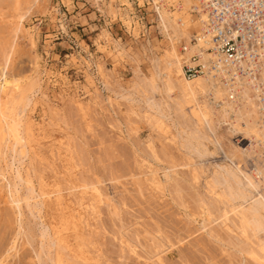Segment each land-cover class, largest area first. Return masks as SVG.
<instances>
[{
    "label": "rangeland",
    "instance_id": "1",
    "mask_svg": "<svg viewBox=\"0 0 264 264\" xmlns=\"http://www.w3.org/2000/svg\"><path fill=\"white\" fill-rule=\"evenodd\" d=\"M176 11L188 26L196 20L193 14L189 20V13ZM16 13L24 18L15 40L11 29ZM155 24L152 8L142 6L141 0H0V45L8 40L13 43L7 74L30 88L24 114L32 122L33 133L24 156L6 146L0 149V264H52L57 252L69 264L264 263L247 251L254 246L255 233L250 228L243 233L229 221L235 217L228 206L234 201L224 193L227 183L215 182L216 196L206 187L216 177L217 165L246 168L248 155L240 149L245 141L228 119L226 123L218 116L213 132L221 148L215 149L204 138L190 137L193 129L203 131L204 125L172 111L174 93L163 88L161 71L158 77L154 74L156 60L170 44ZM179 40L186 41L184 37ZM178 45L174 42L176 52ZM152 78L156 79L154 88L150 87ZM154 117L163 121L158 130ZM192 140L206 145L212 154L198 156L195 147L201 150L202 146L193 147ZM15 166L23 172L20 181ZM23 176L32 183L33 194L40 189L49 193L43 202L38 196L36 201L28 198L31 206L23 200L29 195ZM152 176L162 184L155 186ZM57 193L60 202L55 200ZM261 230L256 235L263 239ZM59 234L60 243L51 239ZM246 234L251 235L248 240Z\"/></svg>",
    "mask_w": 264,
    "mask_h": 264
},
{
    "label": "bare ground",
    "instance_id": "2",
    "mask_svg": "<svg viewBox=\"0 0 264 264\" xmlns=\"http://www.w3.org/2000/svg\"><path fill=\"white\" fill-rule=\"evenodd\" d=\"M24 1V0H23ZM33 3H36V1L39 0H32ZM190 1L188 0H182L181 3L179 4V6L176 9H169L168 7L162 6V7H157L155 10H153L154 12V20H155V26L159 29L160 32L163 33V36L167 37L169 39L170 44L168 45V47L164 48L161 52V56L155 57L156 62L155 64L154 59H153V64L155 65L154 68V74L155 76L158 77V73L160 72L162 75L160 80L162 81V86L165 89L166 92H171L174 93V97H173V103H175L174 105V109L173 110H178L182 115H186V117H190L191 119H193L194 124L198 125V123L203 124L204 125V130L201 131L198 128H195L192 130V134L196 133L198 134V132H201V134L199 136H194L192 134H190V137L192 138H196V140L200 137V138H204L206 139L208 142H211L214 145V148L217 149L221 148V144L220 141L218 139L217 136H215V133L213 132V128L215 126V122H214V118L217 117V119H222L223 121L226 122V119H228V124H230L236 131L239 132V134H241V140L245 141V147L244 148H240L241 150L244 151V153L246 154V156L248 155V162L245 164L246 168L245 169H241L237 164H233V167H228L225 165H217L218 167V171L217 169L214 171V173H216V177H212V184H208L207 183V190L210 191L212 194H214V184L216 183H221L226 182L227 184V191L225 190V195L228 197V199H230L233 203L228 204L229 206V212H231L234 215V219L229 220L234 226L240 227L242 229V232L246 233V229L250 228L251 231H253L255 234H253L254 236V240H251V244L254 246L249 247V249L247 250L249 253L256 255V257H260L264 260V238L260 239V237H258L256 235V232H258L259 230H261L260 232L263 231L264 229V168L263 166H261L260 164V158H259V154L257 151V140L260 138L261 136V132L260 129L258 127V113H257V107H256V103L254 101V97L252 96L251 90L249 88V86L247 84H241L237 91V97L235 98L236 100H230L227 98L226 93L227 90L226 88L216 79L211 77L210 75H204V76H200V77H196L195 79H185L182 74H181V69H180V59H179V55L178 52H176L175 48H174V42H178L179 39L181 38H185L186 42H188L189 37L191 36V29L197 25V20L198 18L196 17V15L194 13L191 12V6H190ZM176 10H180V12H184V13H189V17L193 14L196 17L195 21H192V25L188 26L186 25L185 21L183 18H180L177 14ZM2 15V14H1ZM5 16V15H4ZM14 17L16 18L15 22L12 24V29L13 33L11 35H13L12 39H15V36H18L19 31L21 30V25H22V20H23V14H15ZM189 20H191V17L189 18ZM190 24V21H188ZM9 23V22H8ZM8 26V25H7ZM0 29H2L0 27ZM24 29V28H23ZM6 32V31H5ZM9 32L11 33V31L9 30ZM1 34V33H0ZM5 35V34H4ZM7 35V34H6ZM3 38V37H2ZM5 40V39H4ZM114 40V39H113ZM175 40V41H174ZM2 41V40H1ZM116 41V40H115ZM147 41V40H146ZM12 41L8 40L5 41L4 43L2 42V44L0 45V149L3 146L5 148H9L13 149L15 152H17L20 156H24L29 148L31 147L29 144V140L30 137L32 136V122L29 119V117L25 116L24 114V107H26V105L28 104V102L30 101L27 98V90L29 91V89L24 86V84L21 82L20 78L12 76L10 74H7V67L9 64V60L10 57L13 53L10 54V48L13 45V43H11ZM15 42V41H14ZM119 42V41H118ZM117 42V43H118ZM172 43V44H171ZM16 44V43H15ZM115 44V43H114ZM122 44V43H121ZM121 46V45H120ZM207 47L206 43H202V42H197L196 44H192L190 45V51H194L196 49H199L201 52L204 51V49ZM149 48V47H148ZM147 48V49H148ZM116 49V48H115ZM146 49V50H147ZM12 52V51H11ZM119 52V51H118ZM147 52V51H145ZM151 52V51H150ZM149 52V53H150ZM204 55L208 56V54H206V52H203ZM122 54V52H121ZM147 57V56H146ZM35 63V61H34ZM33 63V64H34ZM36 65V63L34 64V66ZM32 65V67H34ZM153 67V66H152ZM36 68H38L36 66ZM35 68V69H36ZM136 68V67H135ZM32 70V69H31ZM132 70V69H131ZM38 71V69H37ZM32 72V71H31ZM40 72V71H39ZM39 72H37L39 74ZM137 72V71H136ZM35 73V72H34ZM107 74V73H106ZM136 74V73H135ZM143 75V73H142ZM145 77V75H143ZM147 77V76H146ZM23 78V77H22ZM39 78V77H38ZM155 78V77H154ZM154 78L151 79L150 82V87L154 88L155 87V80ZM144 79V78H143ZM35 80V79H34ZM149 80V79H147ZM141 81V80H140ZM34 83V81H32ZM106 82V81H105ZM136 82V81H135ZM144 82V81H143ZM103 83V82H102ZM132 83V82H131ZM134 83V82H133ZM139 83V82H138ZM145 83V82H144ZM157 83V82H156ZM32 83H28V86H30ZM36 84V82L34 83ZM104 84V83H103ZM102 84V85H103ZM120 84V83H119ZM110 85V84H109ZM131 85V84H130ZM159 86V85H158ZM32 87V85H31ZM36 87V86H35ZM108 87V86H107ZM146 87V86H145ZM127 88V87H126ZM132 88H134V86H132ZM131 88V89H132ZM136 88V87H135ZM159 88V87H158ZM161 88V87H160ZM34 89V88H33ZM121 89V88H120ZM137 89V88H136ZM150 89V88H149ZM162 89V88H161ZM32 90V89H31ZM30 90V91H31ZM154 90V89H153ZM157 90V89H156ZM163 90V89H162ZM42 91V90H40ZM120 91V90H119ZM139 91V90H138ZM144 91V90H143ZM149 91V90H148ZM32 92V91H31ZM43 92V91H42ZM124 92V91H123ZM137 92V91H136ZM135 92V93H136ZM151 92V91H150ZM153 92V91H152ZM164 92V91H163ZM126 93V92H124ZM129 93V92H128ZM131 93V92H130ZM134 93V92H133ZM142 93V92H141ZM145 93V92H144ZM149 94V93H148ZM152 94V93H151ZM164 94V93H163ZM170 94V93H168ZM35 95V94H34ZM42 95V93H41ZM96 95V94H95ZM128 95V94H127ZM141 95V94H140ZM145 95V94H144ZM123 96V95H122ZM167 96V94H166ZM41 97V96H40ZM108 97V96H107ZM119 97V96H118ZM117 97V98H118ZM151 97V96H150ZM116 98V99H117ZM123 98V97H122ZM145 98V97H144ZM167 98V97H166ZM108 99V98H107ZM114 99V100H116ZM147 100V98H145ZM155 99V98H154ZM160 99V98H158ZM33 100V99H32ZM47 100V99H46ZM109 100V99H108ZM129 100V99H128ZM127 100V101H128ZM143 100V101H146ZM152 100V99H151ZM162 100V99H161ZM131 99L128 101L130 102ZM138 101V100H137ZM44 102V101H43ZM135 102V101H134ZM149 102L151 103V101L149 100ZM161 102V101H160ZM163 102V101H162ZM166 102V101H165ZM157 103V102H155ZM30 104V103H29ZM32 104V103H31ZM30 104V105H31ZM44 104V103H43ZM51 104V103H50ZM119 104V103H118ZM131 104V103H130ZM148 104V103H147ZM152 104V103H151ZM154 104V103H153ZM152 104V105H153ZM160 104V103H159ZM168 104V103H167ZM34 105V104H33ZM151 105V107H153ZM157 105V104H156ZM161 105V104H160ZM163 105V104H162ZM29 106V105H28ZM42 106V105H41ZM131 106V105H130ZM150 106V105H149ZM166 106V105H165ZM164 106V107H165ZM170 106V105H169ZM172 106V105H171ZM32 107V105H31ZM143 107V106H142ZM155 107V106H154ZM153 107V108H154ZM163 107V106H162ZM161 107V108H162ZM30 108V107H29ZM132 108V106H131ZM141 108V107H140ZM156 108V107H155ZM154 108V109H155ZM160 108V107H159ZM160 108V109H161ZM167 108V107H166ZM28 109V108H27ZM145 109V108H144ZM147 109V108H146ZM153 109V110H154ZM169 109V108H168ZM187 109V110H186ZM31 110V109H30ZM163 110V109H162ZM170 110V109H169ZM27 111V110H26ZM29 111V110H28ZM139 111V110H138ZM152 111V110H151ZM150 111V112H151ZM155 111V110H154ZM157 111V110H156ZM160 111V110H159ZM171 111V110H170ZM153 112V111H152ZM30 113V112H29ZM129 113V112H128ZM133 113V112H131ZM138 113V112H137ZM141 113V112H140ZM143 113V112H142ZM141 113V114H142ZM157 113V112H156ZM177 113V112H175ZM164 116V113H161ZM169 114V113H168ZM179 114V113H178ZM129 115V114H128ZM149 115V114H148ZM151 115V114H150ZM143 116V115H142ZM152 116V115H151ZM169 116V115H168ZM180 116V117H181ZM126 117V114H125ZM174 117V116H172ZM171 117V118H172ZM143 118V117H142ZM150 118V117H148ZM185 118V117H184ZM128 119V118H127ZM145 119V118H144ZM155 122H157V130L159 125H163V121L159 118H155ZM181 119V118H180ZM183 119V117H182ZM146 120V119H145ZM167 120V118L165 119ZM164 120V121H165ZM170 120V118H169ZM179 120V118H178ZM188 120V118H187ZM185 121V120H183ZM219 121V120H218ZM222 123H225L223 122ZM178 122V121H177ZM35 123V122H34ZM190 123V122H189ZM221 123V122H220ZM221 123V124H222ZM227 123V122H226ZM62 124V123H61ZM169 124V123H168ZM180 124V122H179ZM187 124V123H184ZM220 124V125H221ZM166 125V124H164ZM172 125V124H171ZM170 125V126H171ZM154 126V125H153ZM183 126V125H181ZM201 126V125H200ZM208 128V131H206L205 129ZM222 126V125H221ZM230 126V128H231ZM87 127V126H86ZM188 127V126H187ZM192 127V126H191ZM203 127V126H202ZM129 128V127H128ZM193 128V127H192ZM156 129V128H155ZM169 129V127H168ZM189 128H187V131ZM181 130V129H180ZM172 132V131H171ZM181 132V131H180ZM209 132V133H208ZM190 133V132H189ZM211 133V134H210ZM57 134V133H56ZM136 134V133H135ZM173 134V133H172ZM187 134V133H185ZM159 135V134H158ZM66 137V134L64 135ZM189 136V135H188ZM187 137V136H186ZM68 139V138H67ZM173 140V139H172ZM188 140V139H187ZM191 140V139H190ZM194 140V139H193ZM192 140V143H193ZM48 141V140H46ZM167 141V140H166ZM195 141V140H194ZM149 142V141H148ZM152 142V141H151ZM185 142V141H184ZM196 142V141H195ZM173 143V142H172ZM186 143V142H185ZM198 144H200L202 146L201 150L196 148V152L198 154V156H202L204 153H211L210 150L207 149L206 145L202 144L201 142H197ZM181 144V143H180ZM189 144V143H187ZM191 144V143H190ZM193 143V147H194ZM195 144V145H198ZM149 145V144H148ZM147 145V146H148ZM132 146V145H131ZM150 146V145H149ZM189 147L191 145H188ZM199 146V145H198ZM217 146V147H216ZM244 146V145H243ZM192 147V146H191ZM212 147V145H211ZM151 148V147H150ZM148 148V149H150ZM154 149V147H153ZM186 149H188L186 147ZM191 149V148H190ZM2 150V149H1ZM194 150V148H193ZM192 150V151H193ZM213 150V149H212ZM219 150V149H218ZM13 151V152H14ZM152 151V150H151ZM154 151V150H153ZM152 151V152H153ZM189 151V150H188ZM195 151V150H194ZM193 151V152H194ZM12 152V153H13ZM191 152V151H190ZM217 152V151H216ZM8 153V152H7ZM11 153V152H10ZM12 153H11V158L12 157ZM16 153V154H17ZM14 154V155H16ZM17 154V155H18ZM73 154V153H72ZM196 154V155H197ZM8 155V154H6ZM18 155V156H19ZM154 155V154H152ZM156 155V154H155ZM154 155V157H155ZM184 155V154H183ZM195 155V154H194ZM226 155V154H225ZM2 156V155H1ZM19 156V158H20ZM28 156V154H27ZM30 156V155H29ZM197 156V157H198ZM205 156V155H204ZM4 157V156H3ZM8 157V156H7ZM70 157V156H69ZM181 157V156H180ZM188 157V156H187ZM226 157L232 159V155H226ZM16 158V156H15ZM31 158V157H30ZM29 158V159H30ZM8 159V158H7ZM22 159V158H21ZM74 159V158H73ZM182 159V158H181ZM191 160H194L192 158H190ZM17 160V159H16ZM186 160V159H185ZM196 160V159H195ZM222 160V159H221ZM19 163L21 162L20 160ZM14 161V162H17ZM145 161V160H144ZM200 161V160H199ZM7 162V161H6ZM169 162V161H168ZM186 162V161H185ZM5 163V162H4ZM18 163V162H17ZM148 163V162H145ZM210 163V161L208 162ZM214 163V162H213ZM8 164V163H6ZM6 164L5 167L7 166ZM23 164V163H22ZM33 164V163H32ZM139 164V163H138ZM179 164V163H178ZM221 164V163H219ZM232 164V163H231ZM3 165V166H4ZM9 165H11V162L9 163ZM18 165V164H17ZM21 165V164H20ZM24 165V164H23ZM60 165V164H59ZM78 165V164H77ZM210 164H208L209 166ZM214 165V164H213ZM216 165V164H215ZM31 166V165H30ZM75 166V165H74ZM152 165H150L151 167ZM180 166V165H179ZM23 167V166H22ZM154 167V166H153ZM198 167V166H197ZM10 168V167H9ZM12 168V167H11ZM15 176L17 177L16 179H22L21 177V173L19 172L17 166H15ZM152 168V167H151ZM7 169V168H5ZM23 169H26L25 166L23 167ZM148 169V168H147ZM159 169V168H158ZM157 169V170H158ZM208 169V168H207ZM30 170V169H29ZM151 170V169H149ZM200 170V169H199ZM212 170V168H211ZM210 170V171H211ZM5 171V170H4ZM23 171V170H21ZM165 171V169H164ZM167 171V170H166ZM165 171V172H166ZM202 171V170H201ZM144 172V171H143ZM160 172V171H159ZM163 172V170H162ZM203 172V171H202ZM1 173V172H0ZM153 173V172H152ZM157 173V172H156ZM3 174V173H2ZM12 174V173H11ZM149 174V172H148ZM163 174V173H162ZM168 174V173H167ZM201 174V172L199 173ZM4 175V174H3ZM14 175V174H13ZM50 175V174H49ZM147 175V174H146ZM151 175V173H150ZM154 175V174H153ZM214 175V174H211ZM2 177V175H0ZM168 176V175H167ZM203 177V175H200ZM0 177V178H1ZM14 177V176H13ZM37 177V176H36ZM159 177V176H158ZM194 177V176H193ZM192 177V178H193ZM19 178V179H18ZM23 180L25 182V184L27 185V189L29 190V195L28 197H24L23 200H25V202L27 204H29L31 206V204L28 201V198H34V201H36L37 196L41 199V202L44 201V197L48 196L49 193L43 191L42 189H40L37 193L33 194V185L30 182V180L28 178H26V176H23ZM152 178L151 181L155 182V186H160L161 181L158 179H156L154 176L150 177ZM200 178V177H199ZM206 178V177H205ZM2 179V178H1ZM142 179H144V177H142ZM207 179V178H206ZM220 179L222 181H220ZM145 180V179H144ZM148 179V181H150ZM195 180V179H194ZM210 180V179H209ZM208 180V181H209ZM20 181V180H19ZM37 181V180H36ZM94 181V180H93ZM145 182V181H144ZM174 182V181H173ZM194 182V181H193ZM19 183V182H18ZM149 183V182H148ZM165 183V182H163ZM24 184V183H23ZM87 184V183H86ZM152 184V183H151ZM150 184V185H151ZM162 184V183H161ZM176 184V183H175ZM205 184V183H204ZM225 184V183H223ZM149 185V186H150ZM194 185V184H193ZM84 186V185H82ZM154 186V187H155ZM220 187V186H219ZM38 188V187H37ZM98 188V187H97ZM162 188V187H161ZM10 189V188H9ZM26 189V190H27ZM138 189V187H137ZM196 189V188H195ZM94 190L96 191V195L95 198L99 199V192L97 191L96 188H94ZM100 190V189H99ZM139 190V189H138ZM154 190V189H153ZM28 192V191H27ZM26 192V193H27ZM72 192V191H70ZM219 192V191H218ZM25 193V194H26ZM65 193V191H64ZM75 193V192H74ZM101 193V192H100ZM58 194V193H57ZM55 196V200L57 202H60L61 196L58 194ZM66 194V193H65ZM86 194V193H85ZM197 193H195L196 195ZM10 195V194H9ZM36 196V197H34ZM75 196V195H74ZM78 196V194H77ZM80 196V195H79ZM102 196V195H101ZM198 196V195H197ZM216 196V193H215ZM218 196H220L218 194ZM196 197V196H195ZM202 197V196H201ZM48 198V197H47ZM76 198V197H75ZM213 198V197H212ZM72 199V198H71ZM92 199V198H91ZM91 199H88L91 200ZM13 200V199H12ZM11 200V201H12ZM22 200V201H23ZM74 200V199H73ZM72 200V201H73ZM77 200V199H76ZM94 200V199H93ZM33 201V202H34ZM79 201V200H78ZM81 201V200H80ZM197 201V199H196ZM24 202V201H23ZM38 202V201H37ZM90 202V201H89ZM214 202V201H213ZM221 202V201H220ZM35 203V202H34ZM74 203V202H73ZM72 203V204H73ZM93 202L91 201L90 203H88L87 205L90 207V205ZM103 203V202H102ZM198 203V202H197ZM86 204V203H85ZM181 204V203H180ZM216 204V203H215ZM37 205V204H35ZM200 205V204H199ZM218 205V204H216ZM222 205V203H221ZM41 206V203H40ZM77 206V205H76ZM82 206V205H81ZM87 206V207H88ZM204 206V205H202ZM201 206V207H202ZM227 206V205H226ZM206 207V206H204ZM33 208V206H32ZM31 208V209H32ZM72 208V207H71ZM28 209V208H27ZM34 209V208H33ZM91 209H93L92 205H91ZM116 209V208H115ZM201 209V208H200ZM208 209V208H207ZM183 210V209H182ZM222 210V209H221ZM92 211V210H91ZM99 211V210H98ZM116 211V210H115ZM203 211V210H202ZM210 211V210H209ZM40 212V211H39ZM217 212V211H216ZM32 213V212H31ZM87 214V211L84 212V214ZM215 213V212H214ZM222 213V212H221ZM38 214V213H37ZM93 215V212L90 213V215ZM96 214V213H95ZM218 214V212H217ZM223 215H225V217L227 218V211L223 210ZM75 215V214H74ZM37 216V215H36ZM94 216V215H93ZM101 216V214H100ZM98 216V218L100 217ZM225 217H223L222 219H224ZM43 218V217H42ZM88 218V217H87ZM96 218V217H95ZM225 218V219H226ZM230 218V217H229ZM94 219V217H93ZM101 219V218H100ZM99 219V221H100ZM196 219V218H195ZM224 219V221H225ZM228 219V218H227ZM205 220V219H204ZM236 220V221H234ZM82 221V220H80ZM93 221V220H92ZM95 221V220H94ZM90 222V221H89ZM40 223V222H39ZM98 223V221H97ZM96 223V224H97ZM88 224V223H87ZM44 225V224H43ZM90 225V224H89ZM88 225V226H89ZM223 225V224H222ZM221 225V226H222ZM27 227V226H26ZM45 227V226H44ZM92 227V226H91ZM205 228V227H204ZM208 228V227H207ZM230 228V227H229ZM48 229V228H47ZM45 229V230H47ZM88 229V228H87ZM99 229V227H98ZM249 229V230H250ZM85 230V229H84ZM93 230V229H92ZM205 230V229H204ZM207 230V229H206ZM247 230V231H249ZM29 231V229H28ZM86 231V230H85ZM91 231V230H90ZM88 231V233L90 232ZM43 232V231H42ZM46 232V231H45ZM84 232V231H83ZM87 232V231H86ZM97 232H99L97 230ZM211 232H213L211 230ZM231 232V231H229ZM237 232V231H236ZM92 233V232H91ZM101 233V232H100ZM104 233V232H103ZM158 233V232H157ZM156 233V234H157ZM43 233H40V235ZM54 234V231H53ZM86 234V233H85ZM154 234V232H153ZM152 232L150 235H153ZM29 235V234H28ZM47 235V234H46ZM87 235V234H86ZM93 235V234H92ZM234 235V234H233ZM250 235V234H249ZM249 235H245V239L248 240ZM252 235V233H251ZM250 235V236H251ZM48 236V235H47ZM101 236V235H100ZM190 236V235H189ZM237 233L235 235V239H236ZM85 237V236H84ZM121 237V236H119ZM27 238V237H26ZM40 238V237H38ZM45 238V236H44ZM49 238V237H47ZM62 235L59 234V236L57 235H52V240H55L56 242L60 243V241L62 240ZM77 238V237H76ZM215 238V237H214ZM234 238V237H232ZM238 238V237H237ZM243 238V239H244ZM88 240V238H86ZM121 239V238H120ZM240 239V238H239ZM48 240V239H47ZM47 240L45 239L44 241L47 243ZM51 240V241H52ZM86 240V241H87ZM98 240V239H97ZM96 240V242H97ZM246 240V241H247ZM43 241V239L41 240V242ZM50 241V242H51ZM84 241V240H83ZM120 241V240H119ZM237 241V240H235ZM49 242V243H50ZM89 242V241H88ZM123 242V241H122ZM230 242V241H229ZM240 242V240H239ZM24 243V242H23ZM82 243V242H81ZM126 243V242H125ZM223 243V242H222ZM241 243V242H240ZM45 244V243H44ZM78 244V243H77ZM85 244V242H84ZM64 245H66V243H64ZM89 245V244H88ZM97 245V243H96ZM38 246H42L39 245L38 242ZM51 246V245H49ZM48 246V247H49ZM56 246V245H55ZM86 245H84L83 247H85ZM90 246V245H89ZM94 246V245H93ZM99 246V245H98ZM236 247L239 246L238 244L235 245ZM248 246V244L246 245ZM121 247V246H120ZM137 247V246H136ZM2 248V247H1ZM0 248V250H2ZM10 248V247H9ZM50 248V247H49ZM56 248V247H55ZM93 249V247H91ZM248 248V247H247ZM39 249V248H38ZM41 249V248H40ZM59 249V248H58ZM61 249V247H60ZM130 249V248H129ZM47 250V249H46ZM44 250V252L46 251ZM62 250V249H61ZM65 250V249H64ZM86 250V249H84ZM90 250V249H89ZM88 250V251H89ZM94 250V249H93ZM240 250V249H239ZM242 250V249H241ZM240 250V251H241ZM52 251V250H51ZM95 251V250H94ZM62 252V251H61ZM92 252V251H91ZM90 252V253H91ZM135 252V251H134ZM242 252V251H241ZM6 253V252H5ZM12 253V252H11ZM38 253V252H37ZM39 253H41L39 251ZM43 253V252H42ZM102 253V252H101ZM92 254V253H91ZM97 254V252H96ZM103 254V253H102ZM134 254V253H133ZM40 255V254H39ZM248 255V254H247ZM156 259L160 261L161 257L159 255V252L156 253ZM249 256V255H248ZM69 257V256H68ZM67 257V258H68ZM98 257V256H97ZM103 257V256H102ZM38 258V255H37ZM70 258V257H69ZM75 258V257H74ZM105 258V257H104ZM249 258V257H248ZM48 259V258H47ZM71 260H75L77 261V259H72ZM80 259V258H79ZM94 259V258H93ZM154 259V258H153ZM39 260V259H38ZM68 260V259H67ZM70 260V261H71ZM261 260V259H260ZM45 261V260H44ZM42 261V262H44ZM69 261V260H68ZM66 261L64 262L63 259L61 258V256L59 255V253H55V257L51 259L52 264H69V262ZM91 261V260H90ZM96 261V260H95ZM8 262V261H7ZM40 262V261H39ZM48 262V261H47ZM73 262V261H72ZM79 262V261H77ZM6 263V262H5ZM50 263V262H49ZM81 263V262H79ZM78 263V264H79ZM84 263V262H83ZM95 263V262H94ZM93 263V264H94ZM158 263V262H157ZM38 264V263H37ZM43 264V263H42ZM46 264V263H45ZM92 264V263H91ZM264 264V263H263Z\"/></svg>",
    "mask_w": 264,
    "mask_h": 264
},
{
    "label": "built area",
    "instance_id": "3",
    "mask_svg": "<svg viewBox=\"0 0 264 264\" xmlns=\"http://www.w3.org/2000/svg\"><path fill=\"white\" fill-rule=\"evenodd\" d=\"M137 2L138 0H132ZM182 0H141L155 10L176 9ZM198 18L188 42L179 40L178 55L185 79L210 75L236 100L238 87L247 84L257 107V140L260 164L264 168V0H188ZM206 43L203 52L190 51V45Z\"/></svg>",
    "mask_w": 264,
    "mask_h": 264
}]
</instances>
